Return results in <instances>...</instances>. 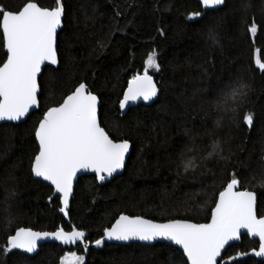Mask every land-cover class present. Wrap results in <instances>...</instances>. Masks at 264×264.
Instances as JSON below:
<instances>
[{
  "label": "trees",
  "instance_id": "1",
  "mask_svg": "<svg viewBox=\"0 0 264 264\" xmlns=\"http://www.w3.org/2000/svg\"><path fill=\"white\" fill-rule=\"evenodd\" d=\"M25 2L0 0L8 10ZM37 2L56 6L55 0ZM62 5L59 66H47L40 78V109L20 124L0 126V264H61L69 252L82 255L83 264H185L183 252L163 242L86 249L46 243L29 256L7 249V236L18 227L55 231L72 225L93 244L121 214L208 222L233 173L241 189L257 194L258 215H264V71L254 60L255 50L264 49V0H226L214 10L196 0H62ZM195 12L200 15L193 17ZM253 23L256 33L249 31ZM153 51L159 70L149 74L159 96L122 115L119 102L128 80L144 72ZM6 58L0 30V65ZM81 82L100 98L102 127L115 140L127 139L132 152L124 173L108 183L101 185L94 175L79 178L67 207L69 224L60 196L34 178L31 162L39 151L35 129L44 112ZM241 85L247 86L244 95L233 98ZM248 114L251 124L243 119ZM216 142L219 149L209 157ZM190 158L195 166L185 171L183 162ZM258 246V240L243 236L221 263L264 264L252 252Z\"/></svg>",
  "mask_w": 264,
  "mask_h": 264
},
{
  "label": "snow or ice",
  "instance_id": "2",
  "mask_svg": "<svg viewBox=\"0 0 264 264\" xmlns=\"http://www.w3.org/2000/svg\"><path fill=\"white\" fill-rule=\"evenodd\" d=\"M55 3V7L49 8L40 6L37 0H26L18 10H8L0 4V30L3 46L7 50V59L0 65V120H19L31 106L38 104L37 74L41 65L45 61L57 63L55 43L57 29L62 24L63 5L62 0H55ZM201 3L211 7L220 5L222 0H201ZM191 15L195 17L200 13ZM249 31L256 33L257 25L253 23ZM262 54L264 49H256L254 60L264 71ZM144 65L142 75L137 73L128 80V87L119 102L122 109L129 101L140 97L148 101L157 95L156 83L149 75L150 69L159 70L155 51L148 54ZM245 87L241 85L239 89H234L233 98L244 95ZM97 101V96L88 85L81 82L63 98L62 103L44 112L35 129L39 151L31 162V172L50 181L55 190L63 194L65 206L78 169L92 168L98 179L103 180V174L111 176L123 166L125 153L129 150L127 139L113 140L98 123ZM231 111L235 113L236 109ZM243 119L248 124L252 123L250 114ZM212 148L209 157L217 153L219 142L214 143ZM183 163L185 171L195 166L191 158ZM237 176L238 173H233L219 192L208 223H194L189 219H169L165 223H157L142 216L121 214L110 228L104 229V237L125 241L132 238L144 241L165 238L182 246L187 257L185 264H218L221 250L229 241L238 238L243 228L259 237V250L253 248L252 252L264 257V215L257 217L253 191L246 187L236 190L241 185ZM45 237H54L64 244H83L85 232L75 226L71 231H65L61 226L54 232L18 227L14 235L7 236V249L23 248L32 252L37 240ZM104 237L94 243L100 245ZM83 246L87 248V244ZM69 257L73 259L69 260ZM83 259L76 252L65 253L61 264H83Z\"/></svg>",
  "mask_w": 264,
  "mask_h": 264
},
{
  "label": "water",
  "instance_id": "3",
  "mask_svg": "<svg viewBox=\"0 0 264 264\" xmlns=\"http://www.w3.org/2000/svg\"><path fill=\"white\" fill-rule=\"evenodd\" d=\"M196 1H198V2L201 3V0H196ZM225 3H226V0H222V3H221L220 5H215V6H211V7H205L204 5H202V6H203L205 9H208V10H214V9H219V8L223 7V6L225 5ZM201 4H202V3H201ZM64 15H65V12H64V9H63V14H62V24H61V26L57 29V34H56V43H55L56 52H57V40H58V35H59V33L61 32V30L63 29V25H64V24H63V21H64ZM5 50H6V49H5ZM6 51H7V50H6ZM6 59H7V58H6ZM47 66H51V67H54V68H57V67L59 66V56H58V52H57V63H56V64H52L50 61H45V62H43L42 65H41V71L37 74V82H38V96H37V99H38V104H37V105H33V106H31V107L29 108V111H28L27 113H25V115H24L23 117H21L19 120H15V121L7 120V119H5V120H0V126L3 125V124H20V123L26 121V120L29 118V116H30L34 111H37V110L40 109V94H41L40 78H41V76H42V74H43V72H44V69H45ZM142 74H143V73H142ZM142 74H141V75H142ZM149 75H151V76L153 77V81L156 83V86H157V95L154 96V97H152V98H151L150 100H148V101L143 100L142 97L137 98V100H135V101H129V102L125 105V107H124L123 109L120 107L121 112H122V115H125L130 107L137 106V105H139V104H141V103H143V104L149 106V105H152V104L157 100V98H158V96H159V93H160V89H159L158 84H157V82H156V80H155V77H154L152 74H149ZM127 87H128V85H127ZM127 87H126V89H127ZM126 89H125V90H126ZM94 94H95V93H94ZM95 95H96L97 98H98V101H97V119H98V123H99L100 126L102 127L101 122H100V106H101V101H100L99 96H98L97 94H95ZM123 95H124V94H123ZM122 99H123V97H122ZM38 124H39V123H38ZM103 128H104V127H103ZM104 129H105V128H104ZM105 131H106V130H105ZM106 132H107V131H106ZM109 136H110V135H109ZM110 138H112V137L110 136ZM112 139H113V138H112ZM36 140H37V139H36ZM113 140H115V139H113ZM116 141H118V140H116ZM37 143H38V140H37ZM38 145H39V144H38ZM131 152H132V144L129 142V150L125 153V159H124L123 166H122L120 169H117V171L114 172L111 176H108L107 174H103V175L105 176V178H104L103 180H99V179H98V177H97V173H96L92 168L78 169L77 172H76V174H75V176H74L73 179H72V191H71V193L69 194V197H68V204H67L66 206L63 204V201H62V195H63V194L57 192V191L55 190L54 185H52L50 181L44 180L43 177H36L34 174H33V175H34V178H36V179H38V180H41V181L45 182L46 184H48L49 186H51V187L54 189L55 194H56L57 196H60V198H61V205H62V208H64V211L62 212V214L65 216L67 222L69 223V217H68V213H67V207H68L70 201L72 200V197H73V194H74V191H75V187H76V184H77L79 178L82 177V176H85V175H94V176L97 177V180H98V182H99L101 185H103V184H105V183H108V182L112 181L116 176L121 175V174L124 173V171H125V167H126V165H127V163H128V160H129V157H130V155H131ZM236 190H243V189H241V188L238 186V188H237ZM249 191H251V190H249ZM253 192H254V191H253ZM254 193H255V192H254ZM255 196H256L255 212H256V214H257V217H259V215H258V196H257L256 193H255ZM217 199H218V197H217ZM214 207H215V206H214ZM214 207H213V208H214ZM123 215H126V216H132V215H127V214H123ZM119 217H120V216H119ZM119 217H118V218H119ZM142 217L145 218V219H148V220H153V219H150V218H147V217H144V216H142ZM118 218H117V219H118ZM117 219H116V220H117ZM210 219H211V217H210ZM116 220H115V221H116ZM115 221H114L113 223H115ZM153 221H154V222H157V223H165V222H167L168 220H167V221H157V220H153ZM209 221H210V220H209ZM209 221H208V222H209ZM192 222H194V223H198V222H195V221H192ZM208 222H204V223H208ZM69 224H70V223H69ZM110 227H111V226H110ZM110 227H109V228H110ZM71 228H72V225H71ZM77 229H78V228H77ZM32 230H33V231H36V230H34V229H32ZM64 230H65V231H71V229H69V230L64 229ZM55 231H56V230H55ZM37 232H54V231H37ZM14 234H15V233H14ZM243 236H247V237H249V238L252 239V240H258V241H259V237H258V236H255V235H252V234H249L247 229H243V228L240 229V232H239V236H238V238L229 241L228 244L225 245V248L221 250V257L218 258V264H222L221 261H222V259H223V256H224L225 252L227 251V249H228L231 245H233V244H238V243H240V242L242 241ZM102 237H104V231H103V235H102ZM160 242H163V243L169 244V245H171V246H173V247H175V248H178L179 250H181V251L183 252L182 246H180V245H176L173 241L167 240V239H165V238H156V239L151 240V241H144V240H140V239H138V238H132V239H129V240L125 241V240H117V239H108L107 237H104L103 240H102V243H101L100 245H96L95 243H93V244H87V243L85 242V240H84V242H83V245H84V244H87V247L101 246V245H103V244H120V245H129V244H134V243H138V244H142V245H154V244H156V243H160ZM46 243H58V244H61V245H63V246H72V245H76V244H82L81 242H77L76 244H64V243H62L61 241L56 240L54 237H45V238H42V239H38V240H37L36 247H35V249H34L32 252H28L26 249H23V248H15V249H16V250H19L20 252H22V253H24V254H26V255L34 256V255H36V254L39 252L40 247H41L42 245L46 244ZM257 250H259V246H258V249H257ZM183 254H184V253H183ZM184 256H185V258H186V260H187V257H186L185 254H184ZM257 257H258V256H257ZM258 258H259L260 260H263V261H264V257H258Z\"/></svg>",
  "mask_w": 264,
  "mask_h": 264
},
{
  "label": "rangeland",
  "instance_id": "4",
  "mask_svg": "<svg viewBox=\"0 0 264 264\" xmlns=\"http://www.w3.org/2000/svg\"><path fill=\"white\" fill-rule=\"evenodd\" d=\"M69 253H70V252H69ZM77 255H78V256H82V255H80V254H77ZM68 259H69V260H72L73 258L69 257ZM171 261H172V260H171ZM171 264H179V263L176 261L175 263L172 262Z\"/></svg>",
  "mask_w": 264,
  "mask_h": 264
}]
</instances>
